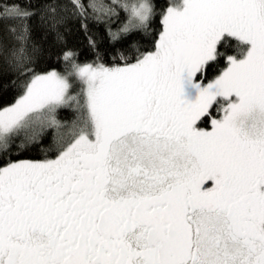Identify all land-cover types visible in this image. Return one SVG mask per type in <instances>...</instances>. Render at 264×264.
<instances>
[{
  "label": "snow or ice",
  "instance_id": "snow-or-ice-1",
  "mask_svg": "<svg viewBox=\"0 0 264 264\" xmlns=\"http://www.w3.org/2000/svg\"><path fill=\"white\" fill-rule=\"evenodd\" d=\"M0 264H264V0H0Z\"/></svg>",
  "mask_w": 264,
  "mask_h": 264
},
{
  "label": "trees",
  "instance_id": "trees-1",
  "mask_svg": "<svg viewBox=\"0 0 264 264\" xmlns=\"http://www.w3.org/2000/svg\"><path fill=\"white\" fill-rule=\"evenodd\" d=\"M69 46L73 47V48H78L81 50V60H85V59H90V54L87 52V49L85 47V42H84V38L82 35H78L75 38L70 39L69 42ZM53 64H56L57 61L53 60L52 61ZM65 118H70L71 117V113L70 112H65ZM49 139H51V137H49Z\"/></svg>",
  "mask_w": 264,
  "mask_h": 264
}]
</instances>
